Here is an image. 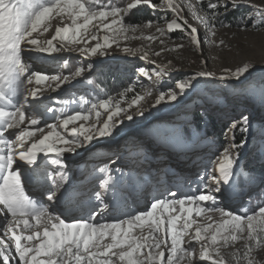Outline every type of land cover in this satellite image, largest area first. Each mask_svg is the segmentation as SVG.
Instances as JSON below:
<instances>
[{
	"label": "snow or ice",
	"instance_id": "obj_1",
	"mask_svg": "<svg viewBox=\"0 0 264 264\" xmlns=\"http://www.w3.org/2000/svg\"><path fill=\"white\" fill-rule=\"evenodd\" d=\"M205 4L208 20L202 22L206 38L210 40L217 25L231 26L225 24L223 17L239 8L240 2L196 0V5L188 7ZM248 7L255 9L256 17L264 16V9L256 5ZM143 8L154 13L170 11L175 14L177 20L168 23L167 30H180L195 45L201 43L200 29L181 15L184 8L175 0H166L165 4L154 3V0H130L123 7L113 0L103 3L99 0H0V217H3L0 264H179L184 256L191 261L195 253L189 249L193 243L202 241L205 243L201 244L200 259L224 264L223 257L212 260L211 253L218 254L222 241H235L239 238L237 234L245 230L249 243L241 256L242 261L247 259V264H253L248 258L252 248L264 247V204L257 205L250 213L247 210L233 213L217 207L216 194L236 192L257 179L250 170L246 173L240 163L241 150L249 143L247 114L241 113L226 127L228 142L198 177L199 194L191 190L178 194L177 190L166 188L153 197L144 211L124 213L131 198L152 181L160 179L158 173L145 167L153 144L173 150H194L201 142L191 131L188 110L175 121L150 128L147 145L137 143L135 154L130 151L125 158L119 150L126 124L146 116L142 102L152 91L148 89L142 94L137 90L138 86L142 87L139 85L141 79L153 87L159 84L162 89L154 97V103L149 104L150 114L154 108L187 105L201 78L240 83L257 71L264 74V68H250L244 64L234 72L227 70L229 74L220 77L211 71H196L174 85H167L166 81L178 70L170 65L157 66L152 61L151 69L137 68L133 84L114 95L94 100L81 98L78 104L73 99V107L68 106L69 101L60 108L42 104L46 92H57L64 86H72L78 78H86L93 64L81 63L71 70L69 60L62 59L55 72L38 71L33 69L29 54L55 58L61 52L75 51L84 60L107 56L119 37L127 38L129 30L140 27L139 24H126L125 20ZM256 17L242 19L248 21ZM65 20L69 22L64 23ZM54 21V34L50 39L41 40L40 36L53 29ZM152 24L153 21L148 20L145 26ZM100 31L105 33L102 40L98 35ZM164 31L156 28L157 33ZM76 45L83 46L73 47ZM123 51L127 53L129 49L125 47ZM147 57L148 53L144 52L140 59ZM253 94H257V90L253 89ZM258 95L264 100V79ZM26 109L31 111L26 112ZM36 112H40V116H51L53 122L42 121ZM236 132L242 137L238 142ZM100 147L114 149L110 164L119 160L127 172L105 165L98 169L103 175L95 187L77 184L70 176L72 169L68 157L90 154ZM261 147L264 149V145ZM261 182L264 183V177ZM29 183L39 189L40 200L29 194L26 187ZM73 199L87 212L86 216L65 219L55 212L61 203ZM194 211L196 215L217 211L223 219L215 226L213 223L200 225L192 219ZM105 214L109 220L103 219ZM41 223L44 224L42 232L36 230ZM194 224H197L194 234L186 241ZM25 232L31 234L25 235ZM35 241L39 242L27 243Z\"/></svg>",
	"mask_w": 264,
	"mask_h": 264
},
{
	"label": "rangeland",
	"instance_id": "obj_2",
	"mask_svg": "<svg viewBox=\"0 0 264 264\" xmlns=\"http://www.w3.org/2000/svg\"><path fill=\"white\" fill-rule=\"evenodd\" d=\"M99 2L103 3L105 0H99ZM113 2L117 6L123 7L124 3L130 2V0H113ZM175 2L180 3L184 8L181 15L187 19L188 23L200 29L201 43L199 46L195 45L182 31L169 32L167 30V24L177 20L175 14L170 11L154 13L150 9L143 8L136 13L140 22L130 23L128 18L125 20L126 24H139L140 27L134 31L129 30L127 38L124 36L119 37L117 43L112 44L108 50L107 56L98 55L91 57L89 60H84L75 51L71 53L61 52L56 54L55 58L45 57L44 54H29L28 57L33 56L28 58L32 61L33 69L38 71L55 72L58 62L62 59L69 60L71 70H75L81 63L91 62L93 64V70L91 73L85 74L86 78H78L72 86H64L57 92H46L42 97V101L50 103L49 106L60 108L63 107L59 102L60 99H63V103L69 101L68 106L73 107L71 104L73 99L78 104L81 98L83 100L105 98L109 93L104 95L100 92V89H95L94 85L89 83L92 74H99L105 77L104 80L107 77L120 80L122 90L124 87L132 85L136 80L137 68L151 69L152 61H155L157 66L170 65L174 70H178L174 71L172 77L166 81L167 85H174L175 82L196 71H211L217 77H220L228 75L227 70L234 72L237 67H242L244 64H248L250 68L252 66L264 68V16L256 17L255 9L248 7V5H256L258 8L264 9V0H239L240 7L230 11L227 16L223 17L225 24L231 26L217 25L214 29L215 35L210 40L206 38L207 32L203 23L208 20L206 4L188 7L189 4L196 5V0H175ZM154 3L165 4L166 0H154ZM245 16L256 18L245 21L242 19ZM148 20L153 21L151 27L145 26ZM68 22V20L64 21V23ZM55 23L54 21L53 25ZM245 23L247 26H244ZM157 27L164 29V33H157ZM98 35L102 40L105 33L100 31ZM149 36L156 37V39L149 40L147 39ZM221 41H223V44L220 43ZM94 43L95 41H91L92 45ZM177 45H183V47L178 48ZM82 46L76 45L73 47ZM125 47L129 49V52L125 53L123 51ZM144 52L148 53L146 60L140 59ZM156 53L160 54L156 55ZM202 61L205 63H202ZM65 74H67V70H65ZM262 79H264V74L259 71L240 83L230 80L201 78V83L197 86L196 92L193 93L187 105L175 108H154L151 109L150 114H148L149 104L154 103V97L162 89L159 84L153 87L147 80L141 79L139 85H142V87L138 86L137 90L143 94L145 90L151 89L152 95L150 98H146V96L145 101L142 102L146 110L145 118H137L134 122L126 124V129L121 133L122 139L120 140L119 150L123 157L127 158L130 151L135 154L134 149L137 143L147 145L149 139L147 133L150 128L183 117L186 109L188 110V119L193 118V121L191 120V131L199 137L201 142L194 150H173L153 144L152 150H149L150 160L145 167L153 173H158L160 179L158 182L152 181L150 186L131 198L128 201V206L124 209V213L131 214L146 210L153 197L160 195L166 188L177 190L178 194L179 192L188 193L190 190L191 193L199 194L200 182L198 177L207 169L210 160L227 144L226 127L232 119L239 118L241 113L247 114L250 119L249 143L245 149L241 150V166L247 173L248 169L245 167V161L254 152L259 154L258 163L264 164V149L261 147L264 145V100L258 95ZM253 89L257 90V94H253ZM161 109H163L162 112H160ZM153 113H156V115H152ZM101 118L103 119V116ZM45 119L49 123L53 122L51 116L43 120ZM212 133L220 138L221 145L219 147L211 141L210 134ZM241 138V134L236 132L237 142ZM113 150L112 148L100 147L90 154L68 157L71 160L69 167L72 169L70 176L74 178L77 184L82 183L88 185V187H95L98 179L103 175L98 169L105 165L127 172L128 169L119 160L114 164H110L109 158L112 156ZM153 150L155 154H153ZM251 174L257 178L254 182L246 183L233 193L216 194L217 207H223L233 213H241L243 210L250 213L256 210L257 205L264 204V188H262L264 183L261 182L264 173L251 172ZM156 184L160 185L159 189H155ZM210 206L202 205L205 208ZM55 212L65 219H78L87 215V212L76 203L75 199L61 203L59 210ZM209 216L212 218L211 220L208 219ZM2 219L3 217H0V220ZM103 219L109 220L110 217L105 214ZM192 219L200 225L213 223L215 226V223L220 222L223 218L217 211H206L202 215H196L194 211ZM197 224L193 225L190 234L185 237L186 241L194 234ZM42 225L44 224L41 223L37 227L40 229L38 231L43 230L44 226ZM146 232L145 229V234ZM136 233L139 234V230H136ZM237 235L239 238L235 241H222L218 246L219 253H211L212 260L223 257L224 264H247V259L241 260V256L246 251V245L249 243L247 230ZM203 243L205 242L193 243L189 251H194L195 256L191 261L188 256H184L179 264H212L211 260L202 261L200 259L201 244ZM248 258L252 259L253 264H264V247H253Z\"/></svg>",
	"mask_w": 264,
	"mask_h": 264
},
{
	"label": "trees",
	"instance_id": "obj_3",
	"mask_svg": "<svg viewBox=\"0 0 264 264\" xmlns=\"http://www.w3.org/2000/svg\"><path fill=\"white\" fill-rule=\"evenodd\" d=\"M128 21L130 23L140 22V20L137 19L136 14L128 18ZM90 77H91L90 81L94 85L95 89L97 88L100 89L101 90L100 92L104 95L105 93L107 94L109 93V95H113L121 90V81L113 79V77H107L105 80H104L105 77H102L99 74L98 75L92 74ZM191 120L193 121V118H191ZM206 130L210 132L208 129ZM210 138L214 144L218 145V147L219 145H221V140L216 136V134L213 133L210 134ZM259 159H260L259 154L257 152H254L248 159H246L245 167H247V169L250 170L251 172L264 173V164L258 163ZM262 188H264V185H262Z\"/></svg>",
	"mask_w": 264,
	"mask_h": 264
},
{
	"label": "bare ground",
	"instance_id": "obj_4",
	"mask_svg": "<svg viewBox=\"0 0 264 264\" xmlns=\"http://www.w3.org/2000/svg\"><path fill=\"white\" fill-rule=\"evenodd\" d=\"M54 27H55V25H53V29H50V31L48 32V33H44L42 36H40L39 38L40 39H42V40H46V39H50L51 38V35H53L54 34ZM95 44V43H94ZM33 56H31V57H28V58H32ZM151 96H147L146 98H150ZM48 106H49V104H48ZM28 110L29 109H26L25 111L26 112H28ZM163 111V109H161L160 110V112H162ZM152 115H156V113H153ZM138 121V120H137ZM206 169V168H205ZM158 186H160V185H158ZM27 190H28V192H29V194L30 195H34V194H32V190H33V187L31 186V184L29 183L27 186ZM174 190V189H173ZM34 198L35 199H37V200H40L41 198L40 197H38V196H34ZM50 207V206H49ZM51 208V210H53L52 209V206L50 207ZM51 210H49L50 212H51ZM57 210V207H56V209H55V211ZM3 225V219L2 220H0V226H2ZM42 226H44V225H42ZM41 228V227H40ZM36 230H40V229H36ZM19 231V230H18ZM43 231V230H42ZM41 231V232H42ZM0 234H3L2 232H0ZM28 234H31V232H25V235H28ZM9 235H10V233H9ZM23 242V241H22Z\"/></svg>",
	"mask_w": 264,
	"mask_h": 264
},
{
	"label": "water",
	"instance_id": "obj_5",
	"mask_svg": "<svg viewBox=\"0 0 264 264\" xmlns=\"http://www.w3.org/2000/svg\"><path fill=\"white\" fill-rule=\"evenodd\" d=\"M126 129V127L123 128V130Z\"/></svg>",
	"mask_w": 264,
	"mask_h": 264
}]
</instances>
